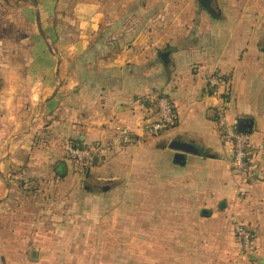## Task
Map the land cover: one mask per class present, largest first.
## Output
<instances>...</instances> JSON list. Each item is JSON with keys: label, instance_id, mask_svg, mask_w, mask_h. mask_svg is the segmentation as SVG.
<instances>
[{"label": "crops", "instance_id": "crops-1", "mask_svg": "<svg viewBox=\"0 0 264 264\" xmlns=\"http://www.w3.org/2000/svg\"><path fill=\"white\" fill-rule=\"evenodd\" d=\"M150 5L160 8L162 21L166 17L162 43L119 50L121 44L104 41L108 0H0V222L23 210L18 203L22 179L49 182L85 173V180L99 182L93 186L109 185L140 163L142 153L160 154L173 168H205L212 183L208 206L184 219L187 229H178L182 261L232 264L233 220L252 231L254 254L264 258V160L252 184L232 175L228 148L213 119L215 100L205 95L210 75L231 77L229 120L251 119V139L264 141V0H208L206 7L200 0H159ZM201 9L206 27L194 22L186 31L185 15L195 20ZM155 94L176 105L175 128L86 172L68 161L70 140L101 141L114 122L131 127L141 114L135 99ZM176 136L192 139L216 158L187 156L182 165L176 163L175 153L163 149ZM214 201L217 209L211 207ZM4 243L0 235V264L23 263L25 253L17 256L20 262L10 260ZM241 264L258 263L249 258Z\"/></svg>", "mask_w": 264, "mask_h": 264}, {"label": "rangeland", "instance_id": "rangeland-1", "mask_svg": "<svg viewBox=\"0 0 264 264\" xmlns=\"http://www.w3.org/2000/svg\"><path fill=\"white\" fill-rule=\"evenodd\" d=\"M155 2L159 0H108L105 43H119V50L161 44L166 17L162 21L160 8L150 5ZM185 16L186 31L194 22L206 27L202 9L195 20ZM141 159L126 174L106 182L112 186L106 193L99 192L100 186L85 185L84 173L43 181L33 195L20 193L23 210L0 222L8 258L20 262L17 256L25 253L23 263L10 264H186L180 258L183 236L178 229H187L184 219L210 203L208 170L173 168L160 154L142 153ZM216 202L211 204L214 209ZM231 226L236 250L232 264L247 262L249 256L238 248Z\"/></svg>", "mask_w": 264, "mask_h": 264}, {"label": "built area", "instance_id": "built-area-1", "mask_svg": "<svg viewBox=\"0 0 264 264\" xmlns=\"http://www.w3.org/2000/svg\"><path fill=\"white\" fill-rule=\"evenodd\" d=\"M232 92L231 77L217 74L208 77L205 95L216 103L213 119L219 139L229 151L230 171L240 183L252 184L256 181L261 162L264 160V141L257 143L251 139V135L238 133L236 120H229ZM145 101L146 104L136 102L141 114L135 117L131 127L117 122L107 125L110 133L101 141L83 148L68 144L65 156L78 163L90 164L96 159L108 158L127 148L137 146L147 139L160 138L176 127L179 112L168 96L155 94L146 97ZM231 224L235 243L250 257L256 250L248 228L238 220H233Z\"/></svg>", "mask_w": 264, "mask_h": 264}, {"label": "water", "instance_id": "water-1", "mask_svg": "<svg viewBox=\"0 0 264 264\" xmlns=\"http://www.w3.org/2000/svg\"><path fill=\"white\" fill-rule=\"evenodd\" d=\"M253 127V121L249 118H237L236 119V130L238 133L251 134ZM173 153H175V162L178 164H183L187 156H194L199 158L215 159L216 155L213 154L210 150L204 149L199 146L190 138H184L182 136H176L173 138L170 143L164 147ZM64 167L59 165L57 167V172L62 173ZM88 178V175H86ZM111 185L100 186L102 192H107L110 190ZM250 260L257 262L258 264H264V258H259L257 255L252 254ZM34 261L37 260V250H35V255L33 257Z\"/></svg>", "mask_w": 264, "mask_h": 264}, {"label": "trees", "instance_id": "trees-1", "mask_svg": "<svg viewBox=\"0 0 264 264\" xmlns=\"http://www.w3.org/2000/svg\"><path fill=\"white\" fill-rule=\"evenodd\" d=\"M107 44V43H106ZM108 44H110V46H112V42H108ZM140 101L142 104H146L147 102L145 101V97H139V98H136L135 99V102H138ZM99 142V141H97ZM97 142H94V143H91V144H96ZM69 144H72L73 146H77L79 148H83L87 145H91V144H84L82 143L80 140L78 139H73V140H70L69 141ZM113 156V155H112ZM111 156V157H112ZM110 158V157H108ZM68 161H70L72 164H75L77 167L80 168V170H82V172H86L88 169H90V167H93L95 166L97 163H101L103 162L104 160H106L107 158H100V159H96L94 160L92 163L90 164H85V163H78L76 162L75 160H72V159H69L67 158ZM63 166V165H62ZM63 173V172H62ZM17 172L16 170H13L12 171V175L13 176H16ZM85 174V173H84ZM64 176V174H62ZM59 176H61V173H59ZM63 178V177H61ZM43 181L42 180H38L36 178H30V179H27V180H20L19 182V191L21 194H23L24 196H27V195H33L36 193V191L39 189L41 183ZM31 193V194H30ZM242 223V222H241ZM243 224V223H242ZM244 225V224H243ZM245 226V225H244ZM247 228V226H245ZM232 228V226H231ZM250 234H251V237H253L252 235V231L248 228Z\"/></svg>", "mask_w": 264, "mask_h": 264}, {"label": "flooded vegetation", "instance_id": "flooded-vegetation-1", "mask_svg": "<svg viewBox=\"0 0 264 264\" xmlns=\"http://www.w3.org/2000/svg\"><path fill=\"white\" fill-rule=\"evenodd\" d=\"M200 2H201V4L203 5V6H207V2H208V0H200ZM89 184H92L91 183V181L90 180H86V184L85 185H89ZM93 185V184H92ZM104 185V184H103ZM102 185V186H103ZM87 187V186H86Z\"/></svg>", "mask_w": 264, "mask_h": 264}]
</instances>
